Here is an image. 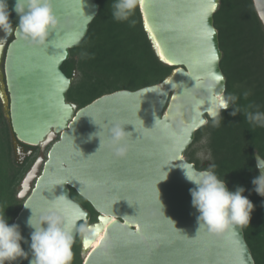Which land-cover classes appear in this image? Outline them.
<instances>
[{"label":"water","instance_id":"water-1","mask_svg":"<svg viewBox=\"0 0 264 264\" xmlns=\"http://www.w3.org/2000/svg\"><path fill=\"white\" fill-rule=\"evenodd\" d=\"M253 1L264 25V0ZM6 3L10 16L17 15L16 0ZM52 5L59 24L45 45L35 46L15 31L0 36V85L6 89L0 96L13 144L23 158L32 150L25 153L21 145L40 148L18 186L24 203L13 222L28 240L21 241L28 258L13 264L33 258L32 229L26 225L33 211L37 219L56 211L70 226L90 222L89 210L72 198L71 189L99 215L89 225L97 230L94 239L104 232L97 246L82 243L83 264H255L243 228L225 235L198 233L199 212L190 193L196 185L180 167L200 171L185 154L212 119L210 109L226 96L214 23L220 0H144V29L159 60L174 70L159 84L106 94L82 108L68 101L74 79L62 66L86 37L99 4L52 0ZM215 75L222 80L210 96L200 85ZM117 123L129 132L123 156L110 143ZM255 161L264 168L259 154ZM59 196L64 198L53 203Z\"/></svg>","mask_w":264,"mask_h":264},{"label":"trees","instance_id":"trees-1","mask_svg":"<svg viewBox=\"0 0 264 264\" xmlns=\"http://www.w3.org/2000/svg\"><path fill=\"white\" fill-rule=\"evenodd\" d=\"M97 2L99 11L86 37L71 49L69 60L62 66L65 74L74 79L67 94L68 101L79 108L119 90L135 91L159 84L174 70L156 55L143 26L140 6L130 17L136 22L132 27L128 21L112 19L111 5L115 0ZM18 19L17 15L10 16L12 26L17 25ZM214 23L223 52L221 69L226 77L225 95L234 94L239 97V105L253 103L264 112V25L254 1L220 0ZM246 91L250 93L247 100L243 97ZM232 110L230 106L222 112L218 127L209 119L208 124L196 132L185 155L198 170L215 165L213 171L226 181L229 190L234 191L238 185L246 189L244 195L255 207L249 225L243 227L245 239L255 264H264V197L253 191L252 184L253 178L260 174L255 155L264 159V128H253L242 112L231 116ZM203 139L207 141L210 154L207 162L197 157V145ZM13 152L11 124L0 98V215L5 216L10 225L24 203L17 198V187L32 165L33 160L28 163L29 160L37 158L32 155L19 164ZM71 196L93 212L96 220L98 213L74 189H71ZM80 249L78 235L71 264H83Z\"/></svg>","mask_w":264,"mask_h":264},{"label":"clouds","instance_id":"clouds-1","mask_svg":"<svg viewBox=\"0 0 264 264\" xmlns=\"http://www.w3.org/2000/svg\"><path fill=\"white\" fill-rule=\"evenodd\" d=\"M140 5L141 0H115L111 5L112 19L117 22L128 21L129 25L134 27L136 22L130 17ZM13 10L19 18L15 30L10 21L6 0H0V30H3L6 35L14 31L18 32L23 39L35 46L45 45L50 32L58 27L59 21L54 13L52 0H16ZM216 76H210L200 85L210 96L216 94L217 86L222 80V78L217 80ZM222 87L226 89V85ZM249 95V92H244V99L247 100ZM238 99L239 97L234 94H227L219 100L215 109H210L213 125L219 126L222 119L221 111L231 106L233 108L229 113L231 116L242 112L245 120L253 128H264V112L259 111L258 106L253 103L241 106L237 103ZM253 109L256 110L253 111ZM128 134L124 126L118 123L111 127L110 143L115 155L123 156L126 153L127 146L124 142ZM93 135L99 136V132ZM92 138V136L89 137V139ZM102 146L103 141L100 139L99 149ZM180 167L184 170L185 178L196 185L190 189V193L192 204L199 212L198 233L201 229H206L213 235H225L236 227L243 228L249 225L255 206L244 195L246 189L243 186L238 185L234 191L229 190L226 181L220 179L213 171L215 165L200 171L195 170L191 165ZM257 167L264 169L259 166V163ZM252 184L253 191L264 197V171L253 178ZM63 198L59 196L53 200V203ZM33 213L34 215L29 216L26 221L27 227L32 229L30 248L33 258L29 264H71L75 236L80 235L82 243L88 245L97 234L96 228L87 223L79 225L72 223L70 226L69 222L56 211L42 214L38 219L36 213L34 211ZM22 240L28 243V240L21 235L19 225H10L5 216L0 215V264H13L19 258H28V253L21 246Z\"/></svg>","mask_w":264,"mask_h":264},{"label":"rangeland","instance_id":"rangeland-1","mask_svg":"<svg viewBox=\"0 0 264 264\" xmlns=\"http://www.w3.org/2000/svg\"><path fill=\"white\" fill-rule=\"evenodd\" d=\"M76 76H77V74H76ZM2 101V100H1ZM4 108V107H3ZM6 117H7V112H6ZM8 119V118H7ZM13 141V140H12ZM206 139H203L200 143H198V145H197V147H198V152H197V157L198 158H200V160L202 161V162H207V160L209 159V157H210V154H209V150L206 148ZM14 145V144H13ZM24 146H26V145H21V147L24 149ZM32 149V148H35V147H29L28 146V149ZM49 148H50V146H48L47 147V150L46 151H48L49 150ZM27 149V150H28ZM25 151H26V149H24ZM18 150H17V148L14 146V157H15V160L17 161V163H19V164H23L25 161H26V159H22L23 157L17 152ZM47 153V152H46ZM33 155H36L37 157L39 156V152L37 151V153H34ZM36 157H35V159H31V160H29V162L28 163H31L32 162V160H33V162H32V164L36 161ZM29 165V164H28ZM17 189H18V187H17ZM2 199L4 200V197H2ZM21 201H23V200H21Z\"/></svg>","mask_w":264,"mask_h":264},{"label":"flooded vegetation","instance_id":"flooded-vegetation-1","mask_svg":"<svg viewBox=\"0 0 264 264\" xmlns=\"http://www.w3.org/2000/svg\"><path fill=\"white\" fill-rule=\"evenodd\" d=\"M2 36H3V34H2ZM0 44H1V40H0ZM2 91H4V92H6V89H5V87H2V85H0V95H1V92ZM0 98H1V96H0ZM2 100V99H1ZM4 107V106H3ZM24 149H26V151L24 150V152L25 153H29V151L30 150H32V154L30 155V156H32L34 153H37V151L40 153V148L39 147H35V148H30V149H28V146H24ZM28 149V150H27ZM18 152V151H17ZM29 155H27L25 158H22L23 160L24 159H28L29 157H30ZM89 212H90V214H91V219H90V222L89 223H87L88 225H91V224H95V223H97L98 222V217H99V215H97L96 216V220H94L93 218H94V214H93V212H91L90 210H89ZM83 253H84V250H83V246H82V240H81V249H80V255H81V257H82V259H84L83 258Z\"/></svg>","mask_w":264,"mask_h":264},{"label":"bare ground","instance_id":"bare-ground-1","mask_svg":"<svg viewBox=\"0 0 264 264\" xmlns=\"http://www.w3.org/2000/svg\"><path fill=\"white\" fill-rule=\"evenodd\" d=\"M2 34H3V36L5 35L4 31L2 32ZM2 34L0 35L1 37H3ZM2 47H3V44H0V52L2 51ZM103 236H104V232L102 231L99 233V235H97V237L94 239V241H92L91 247L93 248V247L97 246L99 244V242L101 241V239L103 238Z\"/></svg>","mask_w":264,"mask_h":264},{"label":"snow or ice","instance_id":"snow-or-ice-1","mask_svg":"<svg viewBox=\"0 0 264 264\" xmlns=\"http://www.w3.org/2000/svg\"><path fill=\"white\" fill-rule=\"evenodd\" d=\"M141 8H143V6H144V0H141ZM213 7H214V5H213ZM216 57H215V55L213 54V56H212V59L214 60ZM222 77L221 76H219V75H217L216 76V79L217 80H220ZM139 230V229H138Z\"/></svg>","mask_w":264,"mask_h":264}]
</instances>
